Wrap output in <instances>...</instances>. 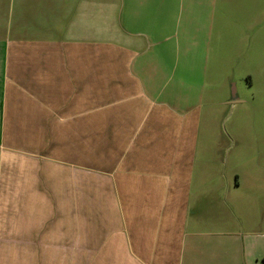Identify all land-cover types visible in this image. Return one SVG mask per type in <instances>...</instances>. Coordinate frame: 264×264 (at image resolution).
<instances>
[{"label": "crops", "instance_id": "crops-1", "mask_svg": "<svg viewBox=\"0 0 264 264\" xmlns=\"http://www.w3.org/2000/svg\"><path fill=\"white\" fill-rule=\"evenodd\" d=\"M215 16L0 0V264H264V162L227 169L230 100L193 82Z\"/></svg>", "mask_w": 264, "mask_h": 264}, {"label": "rangeland", "instance_id": "rangeland-1", "mask_svg": "<svg viewBox=\"0 0 264 264\" xmlns=\"http://www.w3.org/2000/svg\"><path fill=\"white\" fill-rule=\"evenodd\" d=\"M210 1L216 16L212 21L208 18V22L213 26L212 40L217 50L202 54L205 65L195 66L193 82L199 84L198 93L216 94V89H221L220 99L230 100L219 105V126L241 138L229 144L230 137L226 136L228 145L220 153L228 162L227 169L232 170L231 161L241 159V154L249 161L264 162V0ZM204 124L208 128L210 120L206 118ZM249 164L246 171L252 169ZM248 176L247 173L245 178Z\"/></svg>", "mask_w": 264, "mask_h": 264}]
</instances>
